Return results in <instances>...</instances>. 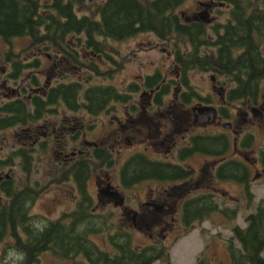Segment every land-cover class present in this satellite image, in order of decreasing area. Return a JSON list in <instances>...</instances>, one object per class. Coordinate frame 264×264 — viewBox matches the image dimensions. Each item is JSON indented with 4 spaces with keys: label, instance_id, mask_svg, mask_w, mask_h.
<instances>
[{
    "label": "flooded vegetation",
    "instance_id": "obj_1",
    "mask_svg": "<svg viewBox=\"0 0 264 264\" xmlns=\"http://www.w3.org/2000/svg\"><path fill=\"white\" fill-rule=\"evenodd\" d=\"M187 1L180 0L176 8ZM82 6L75 5L74 7L77 17L88 15L83 13ZM176 8L174 11L179 16L181 24L188 28L181 39L184 43H192L193 40L190 39L189 32H195V40L200 44L198 49L202 55H210L215 58L220 44L236 39L235 35H232V30L237 29L238 25L237 35L239 37H248L245 31L248 28L249 42L252 43V39L253 42L264 44V30L258 35L256 31H252V21L249 23L258 14L261 15L260 19L264 18V0H197V5L192 9H179L178 13ZM166 12L171 13L169 5L165 8ZM239 16L243 17L245 21L239 20ZM262 22L264 23V20ZM144 32L151 31L137 32L130 37L120 39L97 35L94 41L99 42V44L94 46L92 45L93 41H90L91 44L88 42L89 38H87L86 31L78 29L70 32L68 39V36L64 37L65 44L69 45L67 47L63 46L65 50H62L59 46L58 50L52 54L41 51L39 53L45 56V59L53 61L54 69L58 70L60 66L64 69H68L72 65L76 66L74 62H71L72 59H75L74 54L79 60H97L96 62L108 63L111 67H114L109 60L111 58L117 61L118 69L115 72L117 73L124 67V64H120V52L114 54V51L109 47V40L119 42ZM5 42L9 43L10 41ZM41 45L44 46L43 43ZM262 46L261 50L264 56ZM188 47L190 46L188 45ZM66 49H69V52H65ZM60 52L63 54L62 58H65L64 61ZM11 53L9 49L4 57L5 66L9 65V69L2 68L3 73L0 74V108L10 105V109L15 110L11 105L12 103H15V105L20 104L23 107L24 113L29 117L26 124H16L9 128H18V132L21 133L20 138L32 141V144L29 143L32 147L25 145L24 148L20 146L9 149L0 148V216L4 220V232L0 236V264H10L7 255L10 249L24 254V260L20 264H41L43 260L48 262L50 260H61L66 264H77V256H84L82 253L75 252V222L78 216V207L84 205L81 203L87 200L86 197L92 203L90 214L100 218L106 217L104 219L119 218L126 221L120 223V228L117 227L113 232L110 231V227H104L97 233H87V238L90 241H93V236H101L103 238L102 245H108L112 250H115L114 244L125 239V235L118 236L116 232L128 227L131 229L128 231L131 239L134 233L139 237H147L146 239L149 241L148 244L143 246H132L138 253L144 251V248L152 247L156 252L162 253V258H157L155 261H166L164 257L168 254L170 257L171 245L168 246L169 244H165L163 241L166 240L168 234L177 231V229L173 230L169 226L176 222L179 226L181 223L184 230L186 227L188 228L183 219L187 214L183 207L186 198L192 192L200 190L202 191L197 194L209 193L214 199L220 197L215 193V186L212 184L215 180L221 181L216 172L225 155L223 157L220 155L210 156L202 151L195 152L193 150L196 137L198 139H203L206 136L216 137L222 133L219 130L220 128H226L232 132L233 138L232 140L229 138L231 145L228 150L232 155L230 159L244 163L249 171L248 181L264 179V162L259 156L260 150H258L257 158L250 161L245 155L248 147H242L241 142L238 140L239 135L244 131L241 127L242 124L247 121L249 123L253 121L254 124L258 121H264V95H261L260 101L256 104H253L251 100L229 102L226 99L227 91L236 88L238 83L236 80L229 83L223 81L224 84L221 83L222 85H220L218 75H220V72L223 75L225 74L222 68L218 70L214 67L185 69L182 63L179 62L175 52H172L173 56L171 63H169V69L175 74V77L171 80L162 77V83L167 84L169 92L173 93L172 100L163 99V95H161L160 100H156L155 90L144 88L141 85L140 100H111L106 103L103 109L97 110L93 114L90 109L85 107L77 108V104L89 105V101L76 99L75 94L71 92L66 95L61 94L60 87L62 83H73L76 80H61V78H58L56 83L49 84L51 80L47 79L46 83L43 84L36 81L34 77L30 81L28 77L25 79V85L19 84L17 80L23 69L29 65L19 69L13 75ZM181 55H184V52ZM21 62L26 65L25 61L21 60ZM28 64L40 65L41 63L36 61ZM192 72L205 73L210 76L211 87L214 92L219 93L221 105L214 106L210 99L205 101L203 95L198 91L196 92L202 97L203 103H200L196 98L190 102H185L181 98L182 93L186 91L182 83L183 76H186L189 82L188 75ZM13 81L16 82L15 87L12 86ZM225 84H228V87ZM260 85L264 87V79L261 80ZM217 88L221 89V92ZM36 104L40 110H37ZM241 105L244 107L243 109L240 108ZM221 107L225 108V111L221 110ZM13 115L15 113L8 112V110L6 112L0 110V118ZM107 115L112 116L108 124L112 128L97 142L88 140L86 134L93 128V119L102 116L107 117ZM233 121L235 127L232 129L231 122ZM204 127H216L214 131L217 128L219 129L217 132H206ZM247 133L253 134L249 131ZM227 135L229 137L228 133ZM121 142L130 145L129 148L138 144L142 146V150L129 154L123 159L122 164L118 165L120 158L115 157L114 151L117 154L122 151V148H120L121 150H115V146ZM50 143L53 144L50 178H48L46 171L45 175L48 179L44 183L39 179H35L32 172L33 169L38 168V164L42 165L41 157L48 153ZM103 147L106 148L107 153L114 160V165L105 168V170L116 171L117 182L121 188L128 189L136 184H144L146 181L156 182L158 185L151 187L148 192L143 191L141 196H137L131 201L130 197L118 193L116 185L109 179V174H105L101 179L97 174V170L90 173L83 184V188H80L82 186L78 185L76 179L77 160L79 157L88 158L92 155L94 148ZM183 149H190L191 153L188 156L181 157ZM137 154L146 155L152 160L180 166L184 170L192 172V174H189L186 180L159 181L144 179L125 187L121 178V169L130 160L131 156ZM196 155L201 160L198 167L194 168L190 163H186V159ZM206 156L209 158L204 159ZM169 158L175 159L170 160ZM253 162L259 163L261 174L258 169L255 170V175L250 174L252 170L250 166ZM89 181H93L95 184V197L88 191ZM189 182L195 183V185L197 183L196 188L191 193L189 190L183 197L178 195L176 193L178 186ZM203 183L204 185H202ZM240 185L244 187L243 184ZM51 186L59 189L67 186L68 193L74 197L73 201L71 198L68 199L72 202V207L67 211L59 212L56 217L49 213L50 211L45 212L43 207L39 206L40 198L46 193L47 187ZM76 193L78 194L77 200ZM94 199L97 204H94ZM104 200L110 201L109 204L112 203L119 209V212H115L114 209L106 211V213L100 211L99 204ZM44 209H49V207L45 208L44 206ZM84 215L88 214L85 213ZM166 217L170 218V222H167ZM127 221L130 222L126 224ZM61 229L64 230L63 235L60 233ZM159 235L162 236L161 239L158 238ZM46 236L47 239L49 238L47 243H45ZM34 238L36 241L32 242ZM66 240H69L68 247L64 243ZM95 244L98 248L104 249L96 242ZM84 258L88 261L86 257ZM262 262H264L263 256L262 261L258 264Z\"/></svg>",
    "mask_w": 264,
    "mask_h": 264
},
{
    "label": "trees",
    "instance_id": "obj_2",
    "mask_svg": "<svg viewBox=\"0 0 264 264\" xmlns=\"http://www.w3.org/2000/svg\"><path fill=\"white\" fill-rule=\"evenodd\" d=\"M180 3V0H106L96 4L91 14L87 16L77 17L75 5H83L87 9L86 0H47L45 3L41 0H0V37L4 41H10L12 38L27 37L30 39L31 46H40L44 44L45 49H56L60 46L67 47L64 37L68 36L73 30L84 29L87 38L93 41L94 46L99 42L94 41L97 35L120 39L130 37L137 32L151 31L154 32L160 39L165 40L171 34L176 33L183 36L187 31V27L181 24V20L174 9ZM167 5L171 7V13H165ZM261 15L254 17L249 23H253L252 31H256L258 35L264 30V18L260 19ZM244 22V18H238ZM254 21V22H253ZM237 29L232 30V35H235V40L220 44V48L216 57L210 55H202L198 47L200 44L195 40L196 33L191 31L190 39L192 43H187L190 47L181 55L179 45L174 46L175 54L182 66L185 69H200L222 68L225 73L220 72L221 77L227 78V83L236 80L238 86L228 89L226 99L229 102L233 101H248L253 104L259 102L261 95H264V87L260 85L264 79V56L262 55L261 46L264 44L249 42V30L245 29L248 37H239ZM91 44V43H90ZM242 51L240 52V50ZM11 56L14 57L13 50ZM65 52H69L66 49ZM18 57L13 59V75L24 65ZM71 62L76 65L83 64L82 60L74 54ZM114 67H109L105 70L99 67L96 61H85L86 67L90 72L96 75L109 77L118 69L117 61L109 59ZM206 67V68H205ZM111 74V75H110ZM182 83L185 90L182 93V99L185 102H190L195 98L202 99L194 88L189 84L187 77L183 76ZM142 87L155 90V99L160 100L161 95L169 93L167 84L162 83V77L159 71L145 76ZM141 88L140 84H130L129 90L136 91ZM61 94L66 95L68 92L75 94L76 99H84L89 101V105L77 104V108L85 107L90 109L93 114L97 110L103 109L106 103L111 100H129L127 94L119 92L113 85L95 84L83 85L82 82L62 83ZM17 110L10 109V105H5L0 108L1 111L15 113L13 116L0 118V130H4L16 124H26L27 115L24 113L23 107L15 103L11 104ZM37 110H40L36 104ZM225 111V108L221 107ZM34 119L36 117H33ZM254 135L247 133L241 141V146L250 147ZM194 151H202L210 156L226 155L230 148V139L226 132L220 133L216 137L206 136L203 139H194ZM43 146V145H42ZM22 145L21 148H24ZM29 147H32L29 144ZM191 153L190 149L182 150L181 157L188 156ZM259 156L264 162V146L263 150L259 151ZM76 179L78 185L83 184L90 176V173L96 172L98 169L105 167L110 168L114 165V160L107 153L105 147L94 148L92 155L88 158L79 157L77 160ZM192 172L184 170L180 166L164 163L158 160H152L146 155H134L130 160L123 165L121 169V178L123 185L128 187L131 183L144 180L154 179L159 181H177L186 180L187 176ZM216 174L221 180H231L239 184H243L245 198L251 200L252 193L249 190V171L244 163L234 161L228 157L224 158L217 168ZM197 185V183H196ZM195 183H187L178 186L176 193L182 197L187 192L190 193L196 188ZM204 185V183L202 184ZM84 204L78 207V216L75 222L74 243L75 252L82 253L91 264H151L157 258H162V253L156 252L152 247L144 248V251L138 253L131 243V237L128 233L129 229L124 227L123 230L117 231L118 236L125 235L124 240H119L114 244L116 248L114 252L107 249H100L94 241L87 238V233H97L101 228L111 227L105 223L104 218H100L90 214L92 203L86 197ZM183 207L187 214L184 216L186 225L194 221H203L211 216L215 211L223 212L228 218L234 216L236 211L220 209L218 203L209 193L189 195L184 201ZM87 213L88 215H84ZM130 222V221H129ZM246 225L241 227L235 225L232 227L233 237L238 241L239 248L234 249L232 242L229 241V257L230 264H258L262 261V250L264 249V202L257 205L255 212H250L245 217ZM63 229L60 233L63 235ZM4 232V220L0 216V236ZM49 234V232H48ZM47 236L45 243H47ZM73 240V239H72ZM36 239H32L35 242ZM65 246L69 240H66ZM72 244V243H71ZM73 245V244H72ZM169 264V254L164 257ZM202 255L198 257L196 264H204ZM203 262V263H202Z\"/></svg>",
    "mask_w": 264,
    "mask_h": 264
},
{
    "label": "rangeland",
    "instance_id": "obj_3",
    "mask_svg": "<svg viewBox=\"0 0 264 264\" xmlns=\"http://www.w3.org/2000/svg\"><path fill=\"white\" fill-rule=\"evenodd\" d=\"M47 0H41V2H46ZM87 1V9L83 8V13L91 14V10H94L96 4L103 3L105 0H86ZM197 5V0H188L185 3H182L180 6L176 8V11L179 13V9L186 10L192 9ZM81 13V11H80ZM79 13V14H80ZM69 36L67 37V39ZM159 38V37H158ZM157 35L153 32H144L135 35L133 38L125 39L123 41H113L109 40V47L114 51V54L120 52V64H124V67L117 71V73L113 72V74L109 77H104L102 75H96L90 70L87 69V64L84 63L76 66L72 65L68 69H64V67L60 66V69H54L53 61L45 59V56L40 55L39 51L47 52L49 54L54 53L55 49L46 50L44 46H31L30 39L27 37H17L12 38L9 43L5 42L0 37V74L3 73L2 68L9 69V65L5 66L4 57L7 51L10 49L13 50L14 57H18L17 59H21L25 61L28 67L24 68L19 79L17 80L19 84L25 85L28 77L30 81H32L33 77L36 78V81L40 83H46V80L49 79L51 82L49 84H54L57 82L58 78L61 80H78L83 83V85H95V84H111L113 85L119 92L123 94H127L129 96V100L138 99L140 100V93L142 91L139 88L136 91H130V84H140L142 85V80L145 78L147 74H152L155 71H159L161 77H165L166 79H173L175 74L169 69L171 61H172V52H175L176 49L174 46L179 45L180 52L183 53L188 49V44L184 43L181 39V36L173 33L165 40L158 39ZM264 49V45L262 46ZM111 52V51H110ZM61 53V52H60ZM61 58L63 54L61 53ZM124 59H123V56ZM12 57V59H14ZM115 57V56H114ZM65 58H62V60ZM63 60V61H64ZM38 62L40 65H30L29 62ZM93 61V60H91ZM97 61V60H96ZM99 67L103 70L111 67L108 63H102L100 61L97 62ZM114 65V64H112ZM189 83L195 89L203 95L205 101L212 100V104L214 106L221 105L220 96L218 92H214L211 87V78L208 74L205 73H196L192 72L188 75ZM64 78V79H63ZM220 85L227 83V78L221 77L218 75ZM222 83V84H221ZM175 84V83H174ZM16 82H12V86L15 87ZM228 87V84H225ZM215 89V88H214ZM218 89V88H217ZM221 92V89H218ZM145 97V96H144ZM163 99L172 100L173 93L169 92V94L163 95ZM201 103L202 100L196 98ZM194 102V101H193ZM203 103V102H202ZM235 106V105H234ZM232 106V107H234ZM241 109L244 107L241 105ZM239 110V108H237ZM111 115L102 116L97 119H93L92 121V130L86 134V138L91 141L97 142L100 140L103 135L107 133L108 130L112 128L109 126ZM232 129L235 127V122H231ZM242 133L239 135L238 140L241 142L242 137L244 138L247 132H252L254 135V139L247 150L245 151L246 157L252 161L257 158L258 150H261L264 146V121H258L256 124L252 121H249L242 124ZM216 127H204L206 132H217L219 128ZM221 132H227L229 134V138L232 140L233 135L230 130L226 128H220ZM18 128H7L4 130H0V148L9 149L15 147H21L22 145L32 144V141L29 139H23L21 137V133L18 132ZM180 136V135H179ZM54 141V140H53ZM52 143H50L48 147V153L41 157L42 165L38 164L37 169H33L32 176L35 179H39L40 181L46 183L47 179L50 178V163L52 161ZM130 145L125 143H120L115 146V150L122 148V151L117 154L115 152V157L120 158L118 165L122 164L123 159H125L129 154H132L135 151L142 150V146L138 144L129 148ZM121 150V149H120ZM231 152L226 153L224 158H230ZM209 157H204L207 159ZM223 158V159H224ZM170 160H174L175 158H169ZM199 156H192L186 159V163H190L192 167L197 168L200 163ZM250 165V164H249ZM252 169L250 174H256L255 170H260V174L262 173L260 169L259 163H252L250 166ZM46 171L48 173V178L46 177ZM105 170V167L98 169V176L103 179L105 174H109L110 181L116 185L117 191L120 195H126L130 197V200L133 201L137 196H141L143 191L148 192L151 187H155L158 184L156 182L146 181L141 185H134L128 189L121 188L118 185V178L116 177V171ZM94 173V172H93ZM262 177V175H260ZM31 179V177H30ZM44 179V180H43ZM46 180V181H45ZM213 186H215V193L220 197L219 199L215 197V201L218 203L220 209H227L229 211H236L234 216L228 218L226 214L223 212H215L208 218H205L203 221H194L188 225V228L184 230L183 226L178 225V223L171 224L169 228H173V230L177 229V231L173 234H168L166 236V240L163 241L165 244L171 245L170 247V264H196L198 257L202 255L204 260V264H230L229 257V241L232 242L233 248H239L238 241L233 237L232 227L235 225H239L244 227L246 225L245 217L250 212H255L257 209V205L260 202H264V179L260 178L256 181L253 179L249 181V190L252 193L251 200H247L245 198V193L243 191V187L234 181L231 180H221V181H213ZM95 184L93 181L88 182V191L92 193L95 197ZM200 191L192 192L190 195H195ZM74 200V197L68 193V187L64 186L59 189L55 186L47 187L46 193L42 198H40L39 206L43 207L45 212L52 213L54 217L61 211H67L72 207V202L68 199ZM78 199V194L76 193V200ZM110 201H105L99 204V210L106 213L111 209H114L115 212H119L112 203L109 204ZM94 204H97V201L94 199ZM129 205V204H127ZM49 207V209H44ZM167 222H170V218L166 217ZM126 221H122L119 218H111L105 219V223L110 225V231L113 232L117 227L120 228L119 224ZM127 221L126 224H128ZM128 228V227H127ZM129 229V228H128ZM131 230V229H129ZM186 233H183L184 231ZM134 230L132 231V233ZM184 234V235H183ZM142 236V235H141ZM147 237H139V235H132V246H143L149 243ZM159 239L162 238L161 235L158 236ZM93 241L96 242L101 248L109 249L111 252H114L111 247L108 245H102L103 238L101 236H93ZM264 258V250L261 254ZM77 264H91L85 260L82 256H77ZM203 263V262H202ZM41 264H66L61 260H50L49 262L46 260ZM153 264H167L166 261H155ZM200 264V263H199Z\"/></svg>",
    "mask_w": 264,
    "mask_h": 264
},
{
    "label": "clouds",
    "instance_id": "obj_4",
    "mask_svg": "<svg viewBox=\"0 0 264 264\" xmlns=\"http://www.w3.org/2000/svg\"><path fill=\"white\" fill-rule=\"evenodd\" d=\"M8 262L10 264H20L24 260V254L21 252H17L14 249H10L8 251Z\"/></svg>",
    "mask_w": 264,
    "mask_h": 264
},
{
    "label": "water",
    "instance_id": "obj_5",
    "mask_svg": "<svg viewBox=\"0 0 264 264\" xmlns=\"http://www.w3.org/2000/svg\"><path fill=\"white\" fill-rule=\"evenodd\" d=\"M261 264H264V262H262Z\"/></svg>",
    "mask_w": 264,
    "mask_h": 264
}]
</instances>
